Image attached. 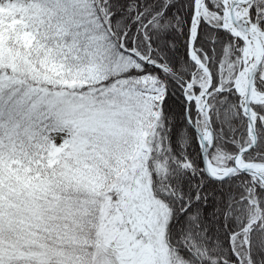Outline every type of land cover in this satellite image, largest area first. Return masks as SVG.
I'll use <instances>...</instances> for the list:
<instances>
[{
	"label": "snow or ice",
	"instance_id": "snow-or-ice-1",
	"mask_svg": "<svg viewBox=\"0 0 264 264\" xmlns=\"http://www.w3.org/2000/svg\"><path fill=\"white\" fill-rule=\"evenodd\" d=\"M0 264H264V0H0Z\"/></svg>",
	"mask_w": 264,
	"mask_h": 264
}]
</instances>
